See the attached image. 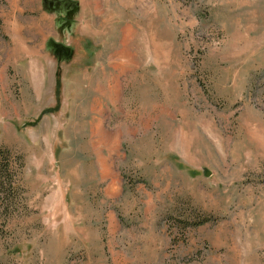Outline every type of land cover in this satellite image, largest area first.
Segmentation results:
<instances>
[{
	"label": "rangeland",
	"instance_id": "374dc122",
	"mask_svg": "<svg viewBox=\"0 0 264 264\" xmlns=\"http://www.w3.org/2000/svg\"><path fill=\"white\" fill-rule=\"evenodd\" d=\"M0 147V264H264V0H0Z\"/></svg>",
	"mask_w": 264,
	"mask_h": 264
},
{
	"label": "trees",
	"instance_id": "16d2710c",
	"mask_svg": "<svg viewBox=\"0 0 264 264\" xmlns=\"http://www.w3.org/2000/svg\"><path fill=\"white\" fill-rule=\"evenodd\" d=\"M1 159H9V154H8V151L5 150V148L1 149V147H0V174H1V172L6 174L8 172V166H5L2 163ZM8 164H9V160H8ZM3 165H4V169L2 167Z\"/></svg>",
	"mask_w": 264,
	"mask_h": 264
}]
</instances>
